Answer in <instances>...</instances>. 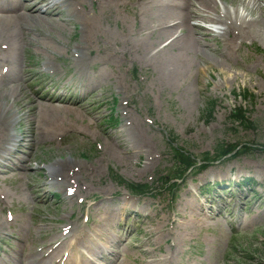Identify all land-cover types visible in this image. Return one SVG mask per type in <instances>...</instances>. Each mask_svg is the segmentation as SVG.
Segmentation results:
<instances>
[{"label": "rangeland", "instance_id": "rangeland-1", "mask_svg": "<svg viewBox=\"0 0 264 264\" xmlns=\"http://www.w3.org/2000/svg\"><path fill=\"white\" fill-rule=\"evenodd\" d=\"M215 2L222 13L237 8L232 0ZM180 4L88 0L92 20L85 24L64 3L58 26L36 25L20 45L0 39L5 43L0 48V114L11 117L8 134L13 137L0 150V264H47L49 258L41 261L39 255L54 235L62 243L70 224L91 230L101 213L120 203L115 194L131 196L118 178L151 189L148 196H131V202H158L170 214H186L187 190L200 203L210 195L216 198L204 223L184 227L179 221V234L185 229L190 235L178 238L173 264H264V24L257 37L224 35L226 27L209 20L217 16L198 6L190 21L195 41L178 29L177 41L169 46L173 38L164 32L182 18ZM9 79L19 86L5 84ZM244 94L253 100L246 101ZM240 106L255 128L231 124L228 117ZM111 117L118 119L116 126ZM130 130L142 132L152 145L150 161L145 153L129 161L111 154L113 141L124 144V132ZM174 140L196 159L213 154L219 144L244 148L194 172L179 193L171 194L159 183L177 170ZM56 163L76 166L70 182L51 169ZM35 183L42 188L32 194L29 186ZM120 221L114 230L120 248L110 249L123 264L141 263L134 249L142 240L135 227L143 225V214ZM172 243L169 237L160 249H152L163 258ZM80 251L96 264H107L99 255ZM105 254L113 260L111 251Z\"/></svg>", "mask_w": 264, "mask_h": 264}, {"label": "bare ground", "instance_id": "bare-ground-1", "mask_svg": "<svg viewBox=\"0 0 264 264\" xmlns=\"http://www.w3.org/2000/svg\"><path fill=\"white\" fill-rule=\"evenodd\" d=\"M88 0H0V6L5 3L8 8H0V39H5L10 44L20 45L23 42L26 33L33 31L36 25L48 23L50 26H58L63 22L61 20L62 8L66 3L71 11V14H76L85 24H89L92 17L89 16L86 10V3ZM96 1V0H91ZM180 14L181 19L178 23L171 25L166 35H170L173 38L169 46L177 41L174 38L178 29L183 32L186 31V37L190 40H194L195 29L191 25V20L196 16V9L199 6L204 10L206 14H215V19L209 17L210 21L215 20L216 23L225 26L223 34H231L239 39L252 38L260 36L263 33L262 23L264 24V0H232L237 6L233 13H222L215 2V0H180ZM253 2V3H252ZM45 5V9L41 6ZM251 5V6H250ZM241 7L243 10H239ZM260 11V15H253L254 12ZM248 16H251L249 19ZM87 34V33H86ZM5 43H0V48ZM5 84L12 86L13 88L18 87L16 79H9L4 81ZM27 117V116H25ZM28 118V117H27ZM26 118L23 119L25 123ZM21 121V120H20ZM12 120L7 114H0V150H4V146L9 144L13 140V137L8 134ZM20 123V122H19ZM124 144H120L116 140L113 141L111 146V154L115 157L131 160L135 155L145 153L147 160L150 161L153 157V147L147 140L146 136L138 130H130L128 133L124 132ZM24 142V140H22ZM20 147L23 146L20 144ZM28 166L29 161L24 162ZM148 162L145 165V169L148 167ZM24 166V169L26 168ZM51 169L57 171V177L61 181L73 178L76 166L69 163H60L51 166ZM8 173V171H7ZM210 176L216 177V173H211ZM206 177V176H205ZM203 177L202 179H205ZM67 180V181H68ZM68 182V183H69ZM42 185L40 183L31 184L29 186L30 191L41 190ZM69 189V188H68ZM181 189V186L178 187ZM214 195H217L216 191H213ZM184 210L186 214L182 215L178 212L170 214L167 211L164 212V207L160 208V204L157 203H144L139 205L138 202H131L128 194L121 198L116 196L115 199L119 202L113 203L116 209L109 210L108 212L101 213L97 220L92 222V229L87 231L81 229L78 225L70 224L65 227V233L63 236L65 239L62 243H58L57 236L54 235L44 246L41 248L39 257L43 261L45 258H49L46 261L47 264H96L94 261L85 257L84 253L80 251V248H84L89 254L94 256H100L101 259L105 260L107 264H123L119 262V258L115 250L110 249L111 247L118 249L122 241L120 236L114 232L119 230L121 216L130 217L132 215L138 216L140 213L143 214V225L141 228H136V232L140 231L142 234V240L138 243L134 249L139 255L142 256L141 263L132 262V264H173V256L178 251V238L184 239L185 236L190 235L185 229L179 234V228L182 230V225L179 223L183 220V226L185 227L186 222L188 223H204L206 217H208V211L212 205L215 204L216 198L210 195V199L206 200L207 203H200L194 196L192 190L185 192ZM113 200L115 201V199ZM233 203L231 196L228 197ZM101 203L105 199L99 200ZM246 201L242 199L241 203ZM229 204V202H227ZM152 213H148V211ZM188 211V212H187ZM81 217L76 219L78 223ZM127 224L126 221H124ZM207 223V222H206ZM71 234V236H70ZM70 236V237H69ZM172 238L173 243L169 245L170 253L163 258H159L156 254V250L160 249V244L166 238ZM85 242L92 243V246H86ZM66 246V248H64ZM153 246H157V249H152ZM113 255V260L106 257V252H110ZM77 255L80 256V260L77 259Z\"/></svg>", "mask_w": 264, "mask_h": 264}, {"label": "trees", "instance_id": "trees-1", "mask_svg": "<svg viewBox=\"0 0 264 264\" xmlns=\"http://www.w3.org/2000/svg\"><path fill=\"white\" fill-rule=\"evenodd\" d=\"M245 100L247 101H252L253 97L248 94L244 95ZM213 107V104H212ZM229 120L231 121L232 125L240 126L244 129H250V128H255V124L250 121L249 117L247 116V111L239 107L237 109H234L232 113L229 116ZM175 161L178 165V169L181 168V171H179V174H177L174 178L176 179H181L184 175L190 173L193 171L196 167L200 168L201 167H206L207 164L210 162L212 163H217L220 162L224 159H226L228 156L238 154L241 150V145H235L232 148H228L227 145L224 144H219L215 149L214 153H206V157L203 158L200 163L196 162L193 159V155L190 154L189 151L186 149L180 147L177 143H174V145L171 147ZM120 184L126 185V187L133 193H138V194H143L146 192V187L141 186V185H136L133 183H127L125 181L120 180ZM167 184V183H165Z\"/></svg>", "mask_w": 264, "mask_h": 264}]
</instances>
